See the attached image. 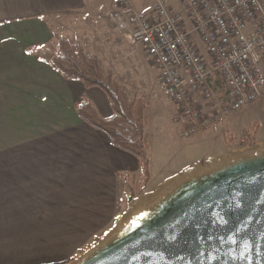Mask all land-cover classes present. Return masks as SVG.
I'll list each match as a JSON object with an SVG mask.
<instances>
[{
  "label": "crops",
  "instance_id": "1",
  "mask_svg": "<svg viewBox=\"0 0 264 264\" xmlns=\"http://www.w3.org/2000/svg\"><path fill=\"white\" fill-rule=\"evenodd\" d=\"M156 3L139 14L155 18ZM118 5L0 0V264H69L114 226L135 197L125 178L139 179L137 159L76 111L87 97L110 118L108 96L65 79L49 63L56 35L96 51L101 42L92 28ZM169 6L186 19L182 4ZM99 45L92 54L104 64ZM108 62L114 73L118 62ZM151 182L152 173L148 189Z\"/></svg>",
  "mask_w": 264,
  "mask_h": 264
},
{
  "label": "water",
  "instance_id": "2",
  "mask_svg": "<svg viewBox=\"0 0 264 264\" xmlns=\"http://www.w3.org/2000/svg\"><path fill=\"white\" fill-rule=\"evenodd\" d=\"M69 264H264V142L199 160L133 197Z\"/></svg>",
  "mask_w": 264,
  "mask_h": 264
},
{
  "label": "built area",
  "instance_id": "3",
  "mask_svg": "<svg viewBox=\"0 0 264 264\" xmlns=\"http://www.w3.org/2000/svg\"><path fill=\"white\" fill-rule=\"evenodd\" d=\"M186 19L165 1L156 17L119 0L107 19L118 34L145 47L164 93L177 106L173 122L189 139L264 94V0H180Z\"/></svg>",
  "mask_w": 264,
  "mask_h": 264
},
{
  "label": "rangeland",
  "instance_id": "4",
  "mask_svg": "<svg viewBox=\"0 0 264 264\" xmlns=\"http://www.w3.org/2000/svg\"><path fill=\"white\" fill-rule=\"evenodd\" d=\"M155 1L130 0L138 13L143 6L153 5ZM162 1H166L171 6L181 4L180 0ZM118 6L120 7V4ZM118 11L105 12L102 26L98 28L95 26L92 29L97 42L100 37L101 43L98 45L103 51L101 54L104 69L109 71L111 64L108 61L111 58L116 60L118 65L113 67L116 70L115 74L112 72L113 75L120 80L125 89L136 93L147 103L146 118L150 137L152 182L149 189L147 187L143 190L144 192L154 190L164 175L168 173L175 175L199 160L214 157L213 155L220 151L234 148L229 151L231 152L251 147L247 133L255 139V144L264 142V94L258 101L236 112L225 123L217 125L208 132H201L192 138L183 139L180 135L181 125L173 122L177 106L165 95L159 71L147 50L132 42L130 34H118L107 22V14ZM98 45L96 43V51L89 49L88 52L91 54L98 52ZM129 182L134 185L135 195L133 196L143 193V191L140 192V178L133 181L130 179Z\"/></svg>",
  "mask_w": 264,
  "mask_h": 264
},
{
  "label": "trees",
  "instance_id": "5",
  "mask_svg": "<svg viewBox=\"0 0 264 264\" xmlns=\"http://www.w3.org/2000/svg\"><path fill=\"white\" fill-rule=\"evenodd\" d=\"M49 63L67 80L83 83L85 88H99L110 100L113 115L103 118L94 104L84 97L76 107L78 116L94 129L106 134L112 145L134 156L138 161L140 192L151 180L149 134L146 118L147 103L136 93L123 87L112 72L106 71L97 55L89 53L80 43L56 35L51 44ZM250 145L255 139L249 134ZM126 188L134 194V185L125 178ZM55 264H68L55 263Z\"/></svg>",
  "mask_w": 264,
  "mask_h": 264
}]
</instances>
